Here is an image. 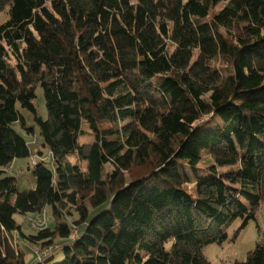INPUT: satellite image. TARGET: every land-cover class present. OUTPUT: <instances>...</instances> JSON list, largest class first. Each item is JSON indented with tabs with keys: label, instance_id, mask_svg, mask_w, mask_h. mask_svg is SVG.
I'll return each mask as SVG.
<instances>
[{
	"label": "trees",
	"instance_id": "obj_1",
	"mask_svg": "<svg viewBox=\"0 0 264 264\" xmlns=\"http://www.w3.org/2000/svg\"><path fill=\"white\" fill-rule=\"evenodd\" d=\"M6 8L0 264H211L204 248L264 200V0H0ZM21 130L38 135L50 167ZM27 156L35 187L19 191L4 173ZM47 206L52 225L24 233L14 215ZM16 238L52 249L26 262ZM238 264H264V230Z\"/></svg>",
	"mask_w": 264,
	"mask_h": 264
},
{
	"label": "rangeland",
	"instance_id": "obj_2",
	"mask_svg": "<svg viewBox=\"0 0 264 264\" xmlns=\"http://www.w3.org/2000/svg\"><path fill=\"white\" fill-rule=\"evenodd\" d=\"M8 17L7 8L0 12V23L4 22ZM35 98L33 102L37 107L38 113L42 118H46L47 111L44 103V98L42 94V88L37 87L35 90ZM23 114L26 124L29 126L33 125L32 115L27 110L19 109ZM15 127L19 128L18 124ZM26 138L36 140L34 146H31L33 151L36 148L41 151V156L44 158V162L50 167V159L47 156V149L44 148L38 139V135L27 136L23 130L20 132ZM81 141L88 140L89 137L81 136ZM30 144V143H29ZM31 145V144H30ZM35 156H27L24 158H15L7 167L4 174L11 175L15 177L17 189L19 191L30 190L35 187V176L32 173L31 164L35 161ZM37 160V159H36ZM67 220L70 222L76 217V213L73 212L71 216H67ZM15 220L21 225L24 233L31 234L39 228L44 227L46 224L48 226L52 225V216L50 214L49 206L46 207V212L44 216H36L34 214L28 213L26 215H14ZM40 221V222H39ZM264 230V200L260 203V206L256 212L255 219H250L246 224L242 226V219L237 218L227 229V238L221 244L213 243L207 245L204 248L203 255L211 264H238L242 262L247 253L252 250L255 246L256 241L261 235V231ZM233 236H235L233 238ZM15 245L22 249L25 254L26 262L32 260L37 252L41 249L36 248V246L30 244L26 240H21L16 238ZM63 258V251L61 249H56L53 252L52 262H58Z\"/></svg>",
	"mask_w": 264,
	"mask_h": 264
},
{
	"label": "built area",
	"instance_id": "obj_3",
	"mask_svg": "<svg viewBox=\"0 0 264 264\" xmlns=\"http://www.w3.org/2000/svg\"><path fill=\"white\" fill-rule=\"evenodd\" d=\"M51 249H52V246L47 247V248L41 250L40 252H37V256H38L37 259H39L41 257V255L49 253L51 251Z\"/></svg>",
	"mask_w": 264,
	"mask_h": 264
}]
</instances>
